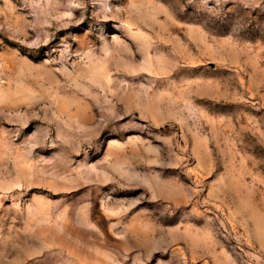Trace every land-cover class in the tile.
I'll return each instance as SVG.
<instances>
[{
    "label": "rangeland",
    "instance_id": "obj_1",
    "mask_svg": "<svg viewBox=\"0 0 264 264\" xmlns=\"http://www.w3.org/2000/svg\"><path fill=\"white\" fill-rule=\"evenodd\" d=\"M0 264H264V0H0Z\"/></svg>",
    "mask_w": 264,
    "mask_h": 264
}]
</instances>
